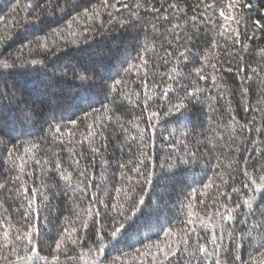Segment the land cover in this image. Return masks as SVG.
<instances>
[{
	"label": "trees",
	"instance_id": "obj_1",
	"mask_svg": "<svg viewBox=\"0 0 264 264\" xmlns=\"http://www.w3.org/2000/svg\"><path fill=\"white\" fill-rule=\"evenodd\" d=\"M115 2L109 0L110 4ZM122 2L132 6L136 0ZM150 2L160 6V0ZM172 2L186 9L187 16L179 13V20L165 23L163 16L171 11L167 5ZM229 2L215 0L217 13L225 6L226 14L241 21L243 47H233L216 34L218 47L211 49L213 32L205 28L197 32L189 20L199 0H163L160 20L157 14L141 9V21H128L125 9L106 10L103 0H0V139L6 140L12 150L9 158L0 147V247L5 254L9 251L4 231L9 232L14 244L17 235L33 232V245L40 257L48 258V264H55L54 255H59V264H94L97 260L102 264H151L150 257L140 254L155 253L156 244L165 247L177 242L194 226L207 242L209 253L215 249L220 254L222 264H234L236 255L241 259L235 264H254L253 256L259 261V253L264 251V203L258 195L251 209L234 206L243 205L252 194L251 189L242 187L244 162L249 165L250 176L252 165L257 173L264 168V0H239L235 10L226 7ZM141 3L146 7L148 0ZM29 4L34 11L27 7ZM202 11L197 9L198 17ZM215 19L217 24L235 27L231 21H221L218 14ZM257 20L261 26L255 24ZM153 23L158 29L155 33ZM176 23L192 37L191 41H181L192 55L177 69L182 76L179 84L188 87L190 80L208 89L198 98L185 101L179 111L172 110L171 103H179L176 97H183L184 92L164 75L175 61L165 66L151 52L144 57L146 66L139 59L143 44L154 37L159 44L160 34ZM205 53L207 60L203 59ZM33 60L37 63H31ZM210 64L216 65L215 70ZM200 67L207 80H197L195 70ZM145 79L147 89L142 83ZM116 80L121 83L116 84ZM243 89H247L246 95ZM164 90L171 103L161 99ZM145 92L151 97L147 112L143 108ZM136 93H140L139 98ZM152 112L159 118L152 121L153 140H148L145 133L146 147L134 126L147 129L146 118ZM101 121L105 127L103 140L97 136L94 146H100V152L93 159L87 142L81 146L77 141L88 134L89 125H95L94 132L100 130ZM120 124L128 131H122ZM240 125H247L250 131L242 132ZM56 127H60V133H55ZM129 134L137 136L135 142L127 139ZM217 136L224 139L218 143ZM230 136L236 137L235 145H230ZM226 145L233 149L239 146L240 151L229 152ZM70 149L83 152L80 167H87L94 176L86 196H80L75 187L80 178L68 166ZM188 151L196 155L189 158L185 155ZM57 156L73 174L70 183L51 170ZM36 160L41 163L37 165ZM141 160L140 173L130 171ZM218 160L222 161L220 168L216 166ZM24 162L21 172L19 165ZM229 163L231 168L226 167ZM120 164L126 165L123 171L133 178L131 184L121 179ZM221 172L229 180L221 190L229 192L231 199L217 190V185H222ZM229 172L235 179L229 178ZM17 176L20 181H16ZM21 183L36 188L35 193H29L31 208L17 202L15 189ZM117 188L121 189L118 199ZM232 188L240 191L232 194ZM43 195L48 199H42ZM93 196L99 202L92 200ZM141 199L142 205L137 203ZM113 204L122 206L120 213ZM223 205L232 210L235 219L221 225L216 212L224 213ZM89 208L93 216L86 215ZM24 211L29 213L27 220ZM189 219L193 225L187 224ZM83 222L87 229L82 227ZM121 223L124 227L112 237L114 227ZM64 228L73 238L80 237V242L73 245L65 236V245L56 252L54 246ZM213 232L221 236L216 243L211 242ZM101 237L105 251L97 252ZM194 242L195 237L190 244ZM149 244L153 245L150 250L145 248ZM33 264L45 261L35 259Z\"/></svg>",
	"mask_w": 264,
	"mask_h": 264
},
{
	"label": "snow or ice",
	"instance_id": "obj_2",
	"mask_svg": "<svg viewBox=\"0 0 264 264\" xmlns=\"http://www.w3.org/2000/svg\"><path fill=\"white\" fill-rule=\"evenodd\" d=\"M51 2V0H50ZM102 6L109 10L113 7H116L117 12H120L122 9L128 10L129 17L127 18L128 21H130L132 18H134L136 21H141L142 17L140 16V10L143 9L145 13L151 12L156 15V19L160 20L161 16L160 13L162 9L165 7L163 0H160V6L157 7L153 4H151L150 0H148V4L145 7L144 4L141 3V0H136V3L132 6H129L127 3L122 2V0H116L115 4H110L109 0H103ZM239 6V0H230V2L226 5L228 9L237 8ZM31 10H35L32 8V5L29 4L27 6ZM225 6H221L217 13V6L215 3V0H213L212 3H205V0H199V3H197L195 6H193L192 11L193 15L189 18L192 28L196 30L197 32L200 31L201 28L210 29L213 32V37L210 38L211 41V49H217V43L215 40V35L218 34L220 37H223L226 41L230 42L233 47L240 45L243 47L242 39H241V31H240V24L241 21L236 19L233 15L226 14L224 10ZM167 8L171 11L168 15L163 16V22L165 23H171L172 19L179 20L180 16L176 15L179 13H183L184 16H187V10L182 8L178 3L172 2L167 5ZM203 8V11L199 13V17L196 14L197 9ZM212 13V14H209ZM110 19H114L112 16V12H107ZM218 14V17L221 21H231L233 24H235V27H228L227 24H217L215 16ZM95 15L99 16V13H96ZM127 22V21H126ZM188 21H186L187 23ZM255 24L257 26L260 25V21H256ZM121 27H124V23H121ZM152 30L153 32H157V25L155 23L152 24ZM71 35H75L74 33H70ZM161 36V42L159 44L156 43V38H153V41L147 42L141 46L142 51L139 54V59L141 60V65L146 66L148 63V60L144 57L147 55V53L151 52L154 56H158L163 64L165 66L172 63V61H175V66L171 68V71L169 73H165L164 75L167 77V80L173 81L174 83L179 85L180 90L184 92V96L180 97L177 96L176 99L179 101V103H171V100H169V93L167 90H164L162 92L161 99L169 100V103H171V109L175 111H179L181 108L184 107V102L192 99H196L199 97L200 94L205 93L208 91L206 88H202L197 86V84H193L190 80L188 81V87H185L183 84H179V80L182 78L181 73L177 71L180 64L183 62L184 64H187L189 62V57L192 55L191 50L184 45L181 41L182 39H187L188 41H191L192 37L188 36L187 33L184 31V26H182L180 23L172 24L171 29H165L164 32L160 34ZM171 36V39H168V37ZM55 43V42H53ZM167 45V47H165ZM44 47L47 48L48 45L44 44ZM160 49L157 51V49ZM183 48V50H181ZM227 51V49H224ZM216 54V53H214ZM208 53L203 54V59L207 60ZM31 63L36 64L37 61L33 60ZM12 65L6 64L5 67H11ZM213 70H215L216 65L210 64L209 65ZM231 71V69H229ZM147 73H145V76ZM195 76L197 77V80H207L208 77L204 75V69L203 67L197 68L195 70ZM245 79L250 80L251 77H246ZM213 86L216 85V78L212 77ZM116 84H120V80L115 81ZM144 84L145 89H147V81L146 79L142 81ZM153 87H159L158 84H154ZM189 88L191 90H189ZM173 92L176 91V88L172 89ZM243 94H247V89L242 90ZM220 97L223 98V93H219ZM136 96L139 98L140 93H136ZM151 99L150 96L147 95V92H145L144 96V102H143V108L144 111H148V101ZM159 118V114L156 112L150 113L146 120L148 123L147 129H140L139 125H135L134 127L138 129V136L141 141L146 147L149 146L148 142L145 141V133H148V140H153L154 136V128L152 127V121L153 119ZM109 120H111V117H108ZM233 120H235V117L233 116ZM116 121L119 122V117L116 118ZM74 124L75 121H72ZM238 123V122H236ZM93 127L95 125H89V132L86 136L83 137L82 140L77 141V144L83 145L85 142H87L91 153L92 158H95V154L100 152V146H94L97 136L101 137V140H103L102 131L105 130L104 123L100 122V130L98 131H92ZM120 129L122 131L127 132L128 130L124 128L123 124L119 125ZM235 127V125H233ZM240 130L242 132L250 131L247 125H240ZM61 129L60 127L55 128V133H60ZM183 135H187L186 133ZM128 140H131L133 142L136 141L137 136H133L131 134L127 137ZM212 138H208L209 143H211ZM217 142L219 143L221 140L224 139V137L217 136ZM230 145L236 144V137L230 136L228 138ZM103 147H107L106 144L102 145ZM0 147H2L5 150L6 155L9 156V158L12 157V150L8 149V142L4 139H0ZM33 147H38L36 145H33ZM229 152L235 151L239 152L240 147L237 146L234 149L226 145ZM213 148H215V145H213ZM71 155L69 157V167L73 168V170L77 173V176L80 178L78 183L75 185L76 189L79 191L80 196H86L88 195V190L92 186L91 180L94 178L93 174L89 173V170L87 167H84L81 169L80 164L81 161L79 157H82L84 154L83 152H76L72 149L69 150ZM185 155L189 158H192L196 155L195 152L188 151L185 153ZM262 156H264V153H262ZM24 163H21L19 165L21 172L24 170ZM35 163L39 165L41 162L39 160H36ZM131 163V161H129ZM144 161H139V164L133 166L130 171L140 173V165H143ZM222 161H217V168L221 167ZM232 163H236V161H232ZM232 163H229L226 167L231 168ZM245 167L241 170V175L245 178V182L243 183L242 187L244 189H251V195L248 196L246 200H244L243 205L236 204L234 207L240 208L242 206H246L249 209L252 208L253 202L257 201V196L259 195L261 202L264 203V168H261L259 173L255 171V165H252L254 171L253 174L250 176L248 173V164L245 161ZM13 164L15 166V161H13ZM45 164H47V161H45ZM119 168L121 169V179L127 180L130 184L133 181V178L131 176H128L123 169L126 168L125 164H120ZM54 173L62 178L65 182H71L73 174L72 172H68L66 168L63 167L61 164L60 158L57 156L55 161L53 162V169ZM229 178L235 179V177L231 176V173H228ZM222 181V185H217V190L220 192V195L223 197H226L227 199H231L232 196L227 191H222V186H226L229 183L228 179L224 178L223 172H221L220 177ZM16 181H20V177H16ZM15 183V181H14ZM210 183V182H209ZM134 190V189H133ZM117 193V199L119 198V193L121 189L117 188L115 189ZM240 190L236 188L231 189L232 194H237ZM35 193L36 188L33 187L32 189H29L26 185L23 183L19 184L16 189L15 193L19 194V197L17 198V202L21 203V206L27 205L28 208L32 207V200L29 199V193ZM22 198V201L21 199ZM130 198V197H129ZM42 199L47 200L48 197L46 195L42 196ZM92 200H95L97 202L98 198L93 196L91 198ZM138 204H143V199L139 200L137 202ZM121 207L117 204H113L112 208L116 210L117 213H120ZM225 208V212L221 213L219 210H217L216 215L219 217V220L221 221V225L225 221H231L234 220L235 217L233 216L232 210H229L227 208V205H223ZM20 209H17L19 211ZM98 211V210H97ZM95 213L93 212L92 208H89L86 210V215L93 216ZM264 215V212L261 213ZM29 213L27 211L23 212V217L25 220H27ZM35 217L39 218V212L37 211L35 213ZM247 218L245 217V220ZM200 223L203 224V219L200 220ZM188 225H193L194 221L189 219L187 221ZM34 227V226H33ZM82 227L84 229H87L88 225L86 222L82 223ZM124 227L123 223L120 224L119 227H114L113 231L111 232L112 237H116L117 234L121 231V229ZM62 234L59 237L58 242L55 244V251L59 252L61 250V246L65 245V236L70 240V242L73 245H77L80 242V237L73 238L72 235L68 234L67 228H64L61 230ZM73 233H75L77 230L74 228ZM33 232H26L23 236L17 235L15 237L16 243L14 244L13 241L9 237V232L4 231L3 235L6 240L5 247H8L9 254H5L4 247H0V262H3V264H33L35 259H42L45 261V264H48V258L47 257H40L38 254V248L33 245ZM38 234V233H36ZM223 234V227L221 226V236ZM221 236H217L215 232H213L211 242L216 243ZM195 237V242L193 244H190V240ZM101 243L96 246L97 252H104L105 248L103 246V237L100 238ZM19 245V246H17ZM157 251L155 253H152L150 251L141 253L140 255L150 257L151 264H222V260L220 257V254L216 252L214 249L212 253L210 254L207 247V242L205 241L204 237H202L197 231L196 228L193 226L186 230L182 237L174 243H169L165 247H161L159 244L155 245ZM146 249H152L153 245H145ZM23 252L24 255H21L20 253ZM139 252V250H137ZM31 253V254H29ZM209 256H211V259H209ZM12 257V258H10ZM14 258V259H13ZM82 258V257H81ZM259 261L258 258L253 256L251 257V260L254 262V264H260V261H264V251H261L259 253ZM75 259V257H73ZM240 257L236 255L234 257V264L237 261H240ZM52 261L55 262V264H59V255L52 256ZM94 264H102V261H94ZM143 264V262H141Z\"/></svg>",
	"mask_w": 264,
	"mask_h": 264
}]
</instances>
